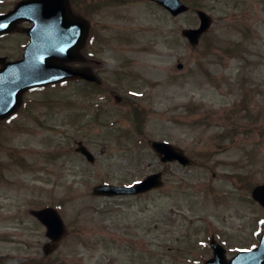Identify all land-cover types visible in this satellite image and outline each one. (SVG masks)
I'll return each instance as SVG.
<instances>
[{
    "label": "rangeland",
    "instance_id": "rangeland-1",
    "mask_svg": "<svg viewBox=\"0 0 264 264\" xmlns=\"http://www.w3.org/2000/svg\"><path fill=\"white\" fill-rule=\"evenodd\" d=\"M18 1L0 0V13ZM180 1L190 10L179 17L149 0L71 6L89 23L80 53L99 86L70 80L35 89L0 122V264H192L205 254L194 242L205 235L200 221L241 234L256 219L264 0ZM196 9L212 23L193 48L180 32L198 27ZM26 42L17 33L0 38V56L20 58ZM133 104L142 109L140 130ZM156 139L179 146L193 164H169L162 184L136 197L91 193L163 171L147 144ZM79 142L92 164L76 152ZM44 206L58 209L67 230L47 258L45 229L29 215Z\"/></svg>",
    "mask_w": 264,
    "mask_h": 264
},
{
    "label": "water",
    "instance_id": "water-1",
    "mask_svg": "<svg viewBox=\"0 0 264 264\" xmlns=\"http://www.w3.org/2000/svg\"><path fill=\"white\" fill-rule=\"evenodd\" d=\"M152 1L169 10L171 16H177L188 10V7L179 0ZM196 14L200 19V27L194 30L183 29L181 32L192 46L198 43L200 36L211 23V18L205 13L196 11ZM21 21L33 23V26L23 30L29 36L23 59L9 63L5 61L6 58H0V65L3 67L0 70V119L16 111L22 102V95L28 89L77 77L96 81L89 71L76 70L64 64L79 59L77 50L83 45L87 35V23L70 14L68 0H21L10 12L0 14V34L15 31ZM79 146L77 150L92 160L88 150L81 146V143ZM150 146L163 162L168 160L179 161L183 165L190 164V160L180 149L168 143L150 142ZM160 184L161 172H157L147 175L142 181L131 186L97 185L93 187L92 193L100 197L136 195L157 188ZM252 196L264 207V186L256 187ZM32 215L47 229L45 236L51 242L43 249L49 254L66 233L62 219L53 208L33 211ZM228 264H264V236L257 249L239 254Z\"/></svg>",
    "mask_w": 264,
    "mask_h": 264
},
{
    "label": "flooded vegetation",
    "instance_id": "flooded-vegetation-1",
    "mask_svg": "<svg viewBox=\"0 0 264 264\" xmlns=\"http://www.w3.org/2000/svg\"><path fill=\"white\" fill-rule=\"evenodd\" d=\"M77 4L76 0H70L69 6L71 8L72 5ZM81 52V51H80ZM87 62L86 57L81 53L80 59L77 60L76 63H73L74 67H86L83 66V63ZM85 83V82H84ZM88 88L98 87L94 83H87ZM116 100H120L118 96H116ZM256 219L250 220L246 227L243 228L241 234L234 233L228 229L220 228H212L209 220H202L203 222L201 228L205 231V235L201 239H197L194 242L198 247H202V250L205 251V254H201L200 257H194L192 264H205L206 261L211 260L215 257L214 248L221 252V256L224 257V260H230L236 254L241 251L253 250L255 249L260 241L261 237L264 234V209H259L256 211ZM255 212V213H256ZM220 221H224V219H220ZM199 226V227H200ZM201 250V249H199ZM44 255V254H43ZM49 255H44L47 258ZM44 260L46 261V259ZM0 260L2 257L0 256ZM34 262V261H33ZM31 263V264H45V263Z\"/></svg>",
    "mask_w": 264,
    "mask_h": 264
}]
</instances>
